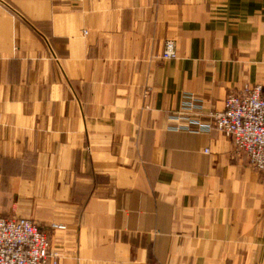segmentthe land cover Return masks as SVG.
<instances>
[{
	"label": "crops",
	"instance_id": "crops-1",
	"mask_svg": "<svg viewBox=\"0 0 264 264\" xmlns=\"http://www.w3.org/2000/svg\"><path fill=\"white\" fill-rule=\"evenodd\" d=\"M256 83L264 0H0V213L60 264H264V174L170 117Z\"/></svg>",
	"mask_w": 264,
	"mask_h": 264
},
{
	"label": "built area",
	"instance_id": "built-area-1",
	"mask_svg": "<svg viewBox=\"0 0 264 264\" xmlns=\"http://www.w3.org/2000/svg\"><path fill=\"white\" fill-rule=\"evenodd\" d=\"M161 56L165 59L177 56L175 39L166 40ZM224 103L221 110L203 112L195 94L186 92L180 109L170 113L175 120L171 128L198 131L217 128L232 134L236 149L264 174V84H246L240 91L231 90ZM50 227L66 229L67 224L52 221ZM62 256V250L53 245L48 232L37 221L0 213V264H60Z\"/></svg>",
	"mask_w": 264,
	"mask_h": 264
}]
</instances>
